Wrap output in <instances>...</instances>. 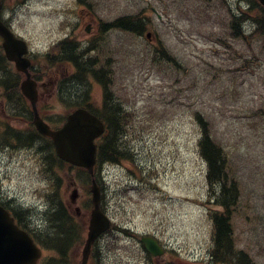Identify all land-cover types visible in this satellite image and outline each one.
Segmentation results:
<instances>
[{
    "label": "rangeland",
    "instance_id": "obj_1",
    "mask_svg": "<svg viewBox=\"0 0 264 264\" xmlns=\"http://www.w3.org/2000/svg\"><path fill=\"white\" fill-rule=\"evenodd\" d=\"M2 3L3 19L31 49L27 55L34 61L39 82L55 83L39 87L37 102L42 116L52 120L62 118L77 100L99 107L105 89L87 76L84 82L72 83V94L62 102L55 78L67 74L70 65L44 63L39 53L66 34L89 46L100 22L127 15L148 22L141 36L109 28L97 44L107 53L88 54L97 55L95 70L104 67L112 97L128 111L119 146L131 155L105 174V205L116 226L95 243L100 258L94 264H152L137 233L156 235L170 249L153 264H213L207 164L199 146L204 123L225 151L230 180L237 181L239 200L231 215L236 248L247 251L255 264H264V46L255 37L249 41L235 37L230 29L231 10L240 11V5L250 13V6L237 0ZM145 32L151 34L149 40ZM163 49L172 60L159 58L155 50ZM6 66L9 73H17L12 63ZM7 107L11 105L0 88V119L14 128L32 130L24 111L16 108L19 113L8 118ZM45 144L38 139L32 146L0 147V196L14 199L23 210L32 207L38 231L53 233L46 217L51 203L46 195L52 193L54 177L70 212V205L83 209L72 223L77 233V226L81 228L79 242L63 253L65 264H78L87 232L83 213L86 217L90 213L89 205L84 208L91 198L84 187L89 181L68 166L54 172L53 167L46 169L41 153ZM72 180L78 187L75 204L69 202ZM42 253L41 264L55 256L62 259L47 247Z\"/></svg>",
    "mask_w": 264,
    "mask_h": 264
},
{
    "label": "trees",
    "instance_id": "obj_2",
    "mask_svg": "<svg viewBox=\"0 0 264 264\" xmlns=\"http://www.w3.org/2000/svg\"><path fill=\"white\" fill-rule=\"evenodd\" d=\"M242 1H245L247 5L250 6L249 11L251 12H242L240 15L233 14L230 28H233L232 31H234L235 37L241 36V33L239 32V24L243 20L250 21L249 23L253 28L247 35L248 39L255 37L256 39H259L264 46V7H262L257 0ZM134 21L135 20L132 19V16H128L115 20L112 25L124 31H132L140 34L145 29L146 22L144 20L142 22L139 20L141 23ZM62 47L63 49L57 52V56L63 60L70 59L75 63L77 70L75 71L73 78L82 81L87 73L94 74L96 72L93 69V66L95 65L94 60L85 58L84 55H86V52L79 50V48L76 47V44H73L68 48H66V45ZM155 52L157 53L158 51L155 50ZM159 53L160 59H166V61L172 60L164 51L160 50ZM6 63L5 57L0 49V88L2 89L6 103L11 105V107H8V118H14L13 115L19 113V111L16 110V108H18L26 113L24 116L30 121L32 113L29 106H23V104H21L22 102L19 100L20 98H23L19 90V75L18 73H9L6 69ZM97 79H99V75H97ZM77 104L91 109L101 117L107 125L105 133L97 141L96 169L99 171L104 163L118 162L125 155L124 151L119 146L120 136L122 134L121 127H123V123L126 119L123 110L120 109L113 100L110 101V99L108 101L107 99L105 100L102 108H93L91 103H86L84 100ZM197 117L200 120L201 115L198 114ZM46 118L52 121L50 117ZM53 120L55 119L53 118ZM202 128L203 134L199 139V146L201 155L207 163L208 187L210 193L214 194L216 203L224 208L223 211L216 210L213 211L212 214V248L210 251V257L212 261L216 263L236 264L234 262L238 257L236 255L237 251L234 247L230 211L232 209L231 207L238 200L237 182L234 179L230 180L228 172L229 166H227V160L224 157L225 151L214 140V138H212V133H210V129L205 123ZM36 138H43L45 140L46 144L43 145V149L45 150L43 158L45 164H47L48 168L51 170V166H53V146L50 139L38 135L36 131L25 132L12 127L10 124H6V122L0 124V147L6 146V144H32L36 141ZM56 164L58 166L56 168H63V162L61 160H56ZM79 170L82 172L81 169ZM53 188L57 196L56 199L59 201L58 204H56L57 243L58 247H61L62 249L63 247L69 246L70 239L74 238L71 237L70 234L72 218L63 206L61 207V198L58 195L57 182H53ZM41 242L53 246V233L45 236ZM61 253H63V251ZM95 254L98 257V252H94V258Z\"/></svg>",
    "mask_w": 264,
    "mask_h": 264
},
{
    "label": "water",
    "instance_id": "obj_3",
    "mask_svg": "<svg viewBox=\"0 0 264 264\" xmlns=\"http://www.w3.org/2000/svg\"><path fill=\"white\" fill-rule=\"evenodd\" d=\"M264 5V0H259ZM1 7V3H0ZM0 35L3 37V47L10 60H14L18 70L23 71L26 77L21 81L22 93L29 99L33 110V123L37 130L52 139L56 152L62 159L78 166H83L92 172L95 162L96 145L94 139L103 129L102 121L93 113L84 108H78L70 113L63 125L52 129L39 116L36 101V82L30 78L27 70L29 60L22 56L26 52V44L16 38L6 25L0 20ZM92 204L91 216L88 226L87 239L82 249L81 264L87 262L91 245L95 238L104 231L109 220L101 211L100 189L95 180L91 185ZM77 190L70 194L72 202L75 201ZM145 248L160 255L163 250L157 241L150 236L141 237ZM40 255V249L35 245L27 232L20 229L13 222L7 210L0 205V264H35Z\"/></svg>",
    "mask_w": 264,
    "mask_h": 264
},
{
    "label": "flooded vegetation",
    "instance_id": "obj_4",
    "mask_svg": "<svg viewBox=\"0 0 264 264\" xmlns=\"http://www.w3.org/2000/svg\"><path fill=\"white\" fill-rule=\"evenodd\" d=\"M11 213H12V215L14 216L15 221L18 222L19 225L24 226V228H27V229H28V227H27L23 222H21V221L23 220V217L20 216L19 213H16V212H14L13 210L11 211ZM80 214H81V213H80ZM80 214H79V215H80ZM86 216H87V215L83 213V217H85V219H88V217H86ZM53 235H56V228H53ZM151 257L154 258V256H151Z\"/></svg>",
    "mask_w": 264,
    "mask_h": 264
},
{
    "label": "clouds",
    "instance_id": "obj_5",
    "mask_svg": "<svg viewBox=\"0 0 264 264\" xmlns=\"http://www.w3.org/2000/svg\"><path fill=\"white\" fill-rule=\"evenodd\" d=\"M39 224V222H37Z\"/></svg>",
    "mask_w": 264,
    "mask_h": 264
}]
</instances>
